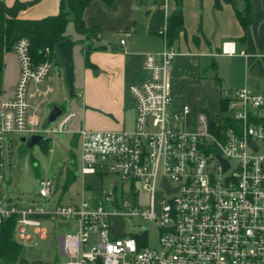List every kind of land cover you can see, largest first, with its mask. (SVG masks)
<instances>
[{"label":"built area","instance_id":"1","mask_svg":"<svg viewBox=\"0 0 264 264\" xmlns=\"http://www.w3.org/2000/svg\"><path fill=\"white\" fill-rule=\"evenodd\" d=\"M164 29L157 32L160 51L143 58L146 79L128 90L134 117L120 131L73 130V113L62 110L45 125L49 51L34 63L27 40L13 43L18 78L11 97L0 101V184L10 143L29 136H73L78 175L96 184L111 177L109 190L93 203L84 199L90 186L83 183L78 204H59L62 181L54 176L38 180L36 198L26 205L0 199V223L15 217L20 241L28 238L29 216L50 211L77 223L75 232L57 236L64 264H264V91L222 89L212 112L173 108L176 53ZM220 54L234 56L233 43H222ZM138 191L148 196L146 204ZM112 218L135 219L136 231L111 232ZM146 223L157 230L153 247L146 245Z\"/></svg>","mask_w":264,"mask_h":264},{"label":"crops","instance_id":"2","mask_svg":"<svg viewBox=\"0 0 264 264\" xmlns=\"http://www.w3.org/2000/svg\"><path fill=\"white\" fill-rule=\"evenodd\" d=\"M0 1L10 7L15 1L29 3L33 0ZM248 1L251 6L250 23L243 33L235 15L244 10L245 4L242 0H233L232 5L221 3L219 8H215L213 0H180L183 31L172 43L176 54L170 64V87L174 107L187 105L192 110L203 108L212 112L219 102L222 89L246 88L252 92L264 91V0ZM173 10L174 0H113V7L93 1L83 10V26L97 30V35L91 41L92 47H88L89 41H81L72 50V55L75 48L77 53V62L74 63L73 58L72 60L73 84H77L79 106L78 121L75 122L76 117L73 114L71 129H130L134 112L133 100L128 90L146 79L142 70L143 58L147 54L160 51L161 40L157 32L165 26V20ZM57 11L58 0H39L19 12L17 18L39 20L53 16ZM66 36L76 42L82 39L73 32L72 37L68 34ZM120 40H123V46L119 45ZM224 42L233 43L236 53L234 56L220 54V46ZM54 64L56 62L52 61V65ZM17 78L18 71L12 91L4 95L1 90L0 101L11 97ZM209 106L212 108L209 109ZM70 142L77 145L73 136H70ZM48 153H51L49 149ZM64 179L65 177L62 184ZM65 192L60 189L57 198L59 204H63L61 199ZM0 199L20 205L33 201L3 197L1 187ZM78 202L69 199L66 204ZM90 202L93 203L92 200ZM29 217L31 223L26 227L28 238L25 241H20L14 235L15 227L13 231V239L18 244V241L22 242L21 251L24 244L35 247L38 242L45 241L47 225L59 219L50 211ZM71 228H77V223ZM38 230H41L40 235L37 234ZM58 253L62 255L59 251Z\"/></svg>","mask_w":264,"mask_h":264},{"label":"rangeland","instance_id":"3","mask_svg":"<svg viewBox=\"0 0 264 264\" xmlns=\"http://www.w3.org/2000/svg\"><path fill=\"white\" fill-rule=\"evenodd\" d=\"M72 37L71 24L67 25L65 35ZM74 63L77 62L76 48L72 55ZM3 72L1 78V90L4 95L10 94L16 79L18 65L12 55V52L3 56ZM48 83L51 86L52 92L48 99V105L44 108L43 114H47L51 106H57L63 112H72L75 115V122L77 123V112L79 106V94L76 82L73 84V97L68 99L67 89L63 83V73L59 64L52 65L48 74ZM47 81V79H46ZM173 108H177L173 106ZM212 106H209L211 109ZM210 111V110H209ZM74 122V123H75ZM49 140L46 146L51 153L44 154L41 150V145L33 147L31 150H26L24 144L19 140L12 141L9 149L6 150L4 159L3 182L0 184L1 194L3 197L7 196L11 199L21 198L28 202L35 200L37 193V183L40 178H53L59 182L63 181L58 172L63 167L70 169L74 180L63 194L61 202L66 204L69 199L79 201L82 184L90 186L91 191L84 193V199L96 201L102 197L103 193L109 190L110 176H104L99 184H96L92 177L81 178L78 175L79 169V149L78 146L70 144V136L57 135L48 136L42 141ZM61 178V179H60ZM61 189V188H60ZM116 199L119 198V188L114 191ZM137 198L141 204L147 203L148 196L138 191ZM75 220H61L57 219L52 224L47 225L48 233L45 241L38 242L37 246H22L21 256L32 264H52L54 262L63 264L66 257L59 255L57 251L56 235L63 233H73L76 228L72 230ZM111 232H135L138 223L135 219L130 221L126 218H112ZM146 245L153 247L156 243L157 230L149 223H146ZM20 244L22 242L18 241Z\"/></svg>","mask_w":264,"mask_h":264},{"label":"trees","instance_id":"4","mask_svg":"<svg viewBox=\"0 0 264 264\" xmlns=\"http://www.w3.org/2000/svg\"><path fill=\"white\" fill-rule=\"evenodd\" d=\"M39 0L29 3L15 1L10 7H6L0 1V86L3 72V56L11 52L13 43L18 39H25L29 45V56L34 63L43 61V51L48 49V58L59 64L54 47L56 44L69 40L65 35L67 25L70 23L72 32L82 39L78 42L71 41L74 45L81 41H89L88 47H92V40L96 38L97 30L87 29L81 21L83 10L93 1L103 3L108 7H113V0H58V11L53 16H47L39 20H19L17 15ZM244 2L242 13H235L237 22L245 33L251 16V6L248 0ZM215 8H219L221 3L232 5L233 0H213ZM165 39L168 44L174 43L183 31L180 0H174V10L165 20ZM242 39V38H241ZM1 94V88H0ZM48 140L42 141L41 150L48 153L46 144ZM72 143V142H70ZM75 145V144H72ZM74 176L71 172H66L61 192L66 191L72 184ZM15 217H10L0 223V264H32L21 256V245L13 239Z\"/></svg>","mask_w":264,"mask_h":264},{"label":"water","instance_id":"5","mask_svg":"<svg viewBox=\"0 0 264 264\" xmlns=\"http://www.w3.org/2000/svg\"><path fill=\"white\" fill-rule=\"evenodd\" d=\"M74 43L70 40H64L54 47V52L58 59L59 65L63 73V83L67 89V97L71 99L73 97V60H72V50ZM61 113V109L57 106H51L46 114L44 124L47 125L52 123ZM212 128V125H209ZM19 142L24 144L26 150H31L33 147L38 146L42 142L40 136H29L26 140L20 138ZM223 171L226 169L225 164L222 163ZM161 186L166 189L165 182H161ZM168 191V190H167Z\"/></svg>","mask_w":264,"mask_h":264}]
</instances>
